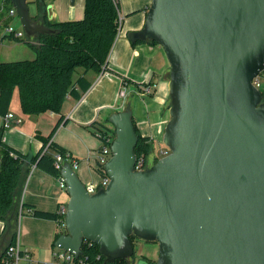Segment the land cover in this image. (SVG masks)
<instances>
[{"label": "water", "instance_id": "water-1", "mask_svg": "<svg viewBox=\"0 0 264 264\" xmlns=\"http://www.w3.org/2000/svg\"><path fill=\"white\" fill-rule=\"evenodd\" d=\"M11 1L26 35L54 32L29 0ZM129 38L157 41L168 57L170 152L136 169L133 110L113 112L107 185L90 193L71 163L61 167L70 198L55 246L79 257L90 240L115 261L134 255L135 235L159 243L157 264H264V97L253 83L264 0H152Z\"/></svg>", "mask_w": 264, "mask_h": 264}, {"label": "crops", "instance_id": "crops-1", "mask_svg": "<svg viewBox=\"0 0 264 264\" xmlns=\"http://www.w3.org/2000/svg\"><path fill=\"white\" fill-rule=\"evenodd\" d=\"M151 2L152 0H119L120 12L124 18L108 58L110 70L99 73L88 71L86 76L92 82L91 87L79 99L69 96L62 113L48 111L39 115L24 114L19 95L15 97L14 94L10 112L22 121L5 128L3 139L24 153L35 154L43 145L41 137L48 136L63 115L52 140L70 153V160L67 162H79L76 171L85 184L100 186L104 172L99 170L98 156L102 139L97 132L102 128L112 129L111 114L128 105L119 104L120 91L126 87L130 93L138 92L141 94H137L138 96L146 99L135 106L130 105L139 130L143 135L152 137L154 144L162 141L170 119L169 60L159 43L141 41L133 44L129 38L130 31L143 27ZM51 3L54 17L58 16V20L79 19L84 16L85 0H52ZM30 9L32 14H36V3L32 2ZM82 72L83 70L80 73ZM118 73L132 82L125 83ZM135 82H154V95L143 97L142 95L147 94L140 92ZM69 198L66 189L59 186L57 177L33 166L25 177L18 201V214L23 203L40 210L57 212L60 204L68 202ZM56 224L54 219L32 216L25 223L23 232L21 228V243L32 249L36 259L47 262L52 260ZM18 226L20 227V223Z\"/></svg>", "mask_w": 264, "mask_h": 264}, {"label": "trees", "instance_id": "trees-1", "mask_svg": "<svg viewBox=\"0 0 264 264\" xmlns=\"http://www.w3.org/2000/svg\"><path fill=\"white\" fill-rule=\"evenodd\" d=\"M51 3L52 0H49ZM37 5V13L32 17L54 29V32L39 33L33 36L16 37L13 33H5L0 37H9L16 41L26 40L35 50L34 59L3 61L0 60V115L10 111L15 92H18L21 110L27 115H39L44 112L62 113L65 101L69 96L79 99L91 87L92 82L86 74L92 70L97 73L110 70L108 58L119 32V1L85 0L84 16L71 20H50L48 17V0H29ZM12 7L11 0H0V14L6 16ZM8 25V24H6ZM1 29V23H0ZM141 41H135L133 44ZM149 42L157 44V41ZM83 72L75 76L78 68ZM125 83L132 82L118 73ZM151 83L135 82L140 92ZM155 88L148 93L153 96ZM264 97V90H262ZM63 115L55 123L48 136H42L43 145L35 154L24 153L3 139L4 127L0 128V219L5 222L7 242L14 243L17 236L18 201L24 185L26 174L33 166L59 177L61 169L56 166V154H66V150L52 140L61 124ZM135 121V119H134ZM135 127L139 140L135 148L137 159L148 161L154 151V140L143 135L136 122ZM102 130L111 131L115 128ZM158 158H155L156 161ZM68 161L70 159H67ZM99 170L103 172L101 167ZM24 208L32 210L33 216L59 220L57 212L44 211L23 203ZM63 232H57L55 240ZM137 237L131 235L134 244ZM6 245L4 246V248ZM54 247L55 241H54ZM80 259L86 264H133L135 253L130 258H117L106 261L96 243L84 242ZM3 252V251H2ZM149 263L153 262L148 259Z\"/></svg>", "mask_w": 264, "mask_h": 264}, {"label": "built area", "instance_id": "built-area-1", "mask_svg": "<svg viewBox=\"0 0 264 264\" xmlns=\"http://www.w3.org/2000/svg\"><path fill=\"white\" fill-rule=\"evenodd\" d=\"M7 15L8 16L17 15V11L13 5L9 9ZM123 18L124 16L119 10V16H118L119 30L121 29ZM5 33H9V34L13 33L16 37H24L26 34L24 29H19L12 24L5 25ZM0 40H2V37H0ZM253 83L259 89H261V91L264 90V69L260 71L253 78ZM144 89L145 91L143 93L148 95V93L152 91V86H149V85L145 86ZM125 95H126V88L125 89L122 88L120 91V96L124 97ZM0 121H1L0 123L1 126L4 128H7L13 125L14 122L20 123L22 119L17 117L13 112L9 111L5 115H0ZM97 135L99 136V138L102 139V147L100 149L99 156H98V164H99V167H101V169L103 170L104 176L102 178V182L100 186L94 183H89L88 185L86 184L90 193L95 192L100 187L106 186L110 180V177L108 176V174L106 173L104 169V164L112 155L111 143L113 141V137L115 134H113L111 131H106V130L101 129L97 132ZM169 152H170V148L167 145L162 146L158 150V153L154 155L155 156L154 159L163 157L167 155ZM55 156H56V166L61 169L63 163L67 162L68 161L67 159L70 158V153L66 151V154L64 155L62 153H57ZM78 164L79 162L77 160H73L71 162V165L75 169L78 167ZM148 166H149V161H146L144 158H141L139 160L137 159L136 169L138 170L144 169ZM58 184L60 187L66 189V181H65V178L61 174L58 177ZM67 203L68 202H63L60 204L58 211H57L60 218L57 221V223H61L65 225L64 219L67 213ZM24 210L25 208L23 207V204H21L20 214H22ZM27 210L29 212H32V210L29 208H27ZM4 230H5V222L0 219V235L3 234ZM20 236H21L20 227L17 225V236L15 239V242L9 243L6 245V247L3 250V253L0 256V264H86L85 261L80 259L81 256L77 257L73 253L65 249L59 248V247H54L53 252H52V260L50 262L40 261L34 257L32 249H30L29 247L23 246V244L21 243ZM86 241L92 242L90 240H85L84 242Z\"/></svg>", "mask_w": 264, "mask_h": 264}, {"label": "rangeland", "instance_id": "rangeland-1", "mask_svg": "<svg viewBox=\"0 0 264 264\" xmlns=\"http://www.w3.org/2000/svg\"><path fill=\"white\" fill-rule=\"evenodd\" d=\"M54 19L58 20L59 17L55 16ZM0 23H1L0 32L2 35H4V33H5V25L6 24H12L19 29H23V26L21 24V21H20L18 14L15 16H8V15L3 16L2 14H0ZM24 38L26 39V34L23 37V39ZM35 57H36L35 50L28 44V42L26 40L16 41V40L9 38V37H4V38H2V40H0V60L16 61V60L34 59ZM82 70H83L82 67L78 68L77 71L75 72V76H78ZM90 72L93 73V71H90ZM123 88L125 89L126 87H123ZM137 94L141 95L138 92L137 93H135V92L130 93L129 89L126 88V95L124 97L120 96L121 99L119 101V104L124 105V106H126L127 104H130V105L135 106V104H138L139 101H143V99L146 100L145 98L142 99ZM142 96L148 97V95H142ZM15 97H18V92H15ZM16 99H18V98H16ZM169 104H170V100H169ZM113 128H114V126H113ZM114 134H115V132H114ZM113 139H114V137H113ZM165 145L166 144L163 142V139H162V141H156V143L154 145V151L152 152V154L150 155V157L148 159L149 165H151L155 162L154 161V157H155L154 155L156 153H158V150L162 146H165ZM32 216H33L32 213L29 212L27 210V208H25V210L22 214H20V211H19L18 223H20V232H21V228H22V232H23V227H24L25 223ZM56 229H57V232H65L66 231L65 225H63L61 223L56 224ZM4 233H5V231L3 232V234ZM3 234L0 235V240L2 239ZM5 245H7V244L5 243ZM134 247H135V257L133 259V264H157V259L159 256V243L158 242L148 241V240H143V239L137 238L134 241ZM148 259H152L153 262L149 263Z\"/></svg>", "mask_w": 264, "mask_h": 264}, {"label": "flooded vegetation", "instance_id": "flooded-vegetation-1", "mask_svg": "<svg viewBox=\"0 0 264 264\" xmlns=\"http://www.w3.org/2000/svg\"><path fill=\"white\" fill-rule=\"evenodd\" d=\"M3 250H4V246L2 247V251H3ZM2 251H1V253H0V256H1V254L3 253Z\"/></svg>", "mask_w": 264, "mask_h": 264}]
</instances>
